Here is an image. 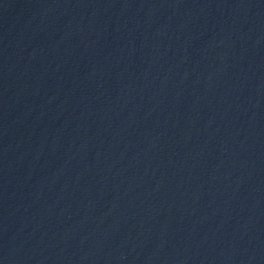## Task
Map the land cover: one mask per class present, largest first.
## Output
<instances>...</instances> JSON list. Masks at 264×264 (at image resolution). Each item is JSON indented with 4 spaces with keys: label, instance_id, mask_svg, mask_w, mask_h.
Wrapping results in <instances>:
<instances>
[{
    "label": "water",
    "instance_id": "water-1",
    "mask_svg": "<svg viewBox=\"0 0 264 264\" xmlns=\"http://www.w3.org/2000/svg\"><path fill=\"white\" fill-rule=\"evenodd\" d=\"M0 264H264V0H0Z\"/></svg>",
    "mask_w": 264,
    "mask_h": 264
}]
</instances>
